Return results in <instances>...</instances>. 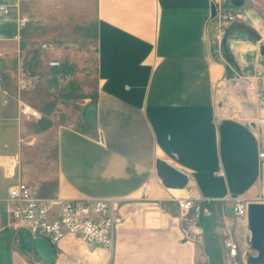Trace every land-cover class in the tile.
Masks as SVG:
<instances>
[{
  "label": "crops",
  "instance_id": "obj_1",
  "mask_svg": "<svg viewBox=\"0 0 264 264\" xmlns=\"http://www.w3.org/2000/svg\"><path fill=\"white\" fill-rule=\"evenodd\" d=\"M223 1L0 0V264L37 254L11 219L19 181L46 198L117 201L112 248L62 240L83 264H226L229 239L235 261L257 254L233 202L264 201V138L222 51L242 66L250 42L232 21L220 34ZM159 160L188 184L167 185ZM188 196L209 211L181 214Z\"/></svg>",
  "mask_w": 264,
  "mask_h": 264
},
{
  "label": "built area",
  "instance_id": "obj_2",
  "mask_svg": "<svg viewBox=\"0 0 264 264\" xmlns=\"http://www.w3.org/2000/svg\"><path fill=\"white\" fill-rule=\"evenodd\" d=\"M0 10L7 11L4 5ZM220 34L226 32L225 25L236 20L237 13L230 10H220ZM47 46L46 43L43 44ZM57 64V60L50 61ZM21 110L24 114L40 116L37 109L30 104L23 103ZM264 157V147L260 151ZM9 198L12 221L25 226L34 237H45L52 245L59 244L66 235H75L89 247L103 246L112 248L115 241V228L124 218L119 212L117 201L108 198H77L60 199L46 198L35 193L24 181H19L9 187ZM181 214L193 212L198 216L201 212H208L200 201L188 196L177 199ZM249 201L237 198L233 202V210L238 217H247ZM228 253L235 260L239 244L234 239L227 241Z\"/></svg>",
  "mask_w": 264,
  "mask_h": 264
},
{
  "label": "rangeland",
  "instance_id": "obj_3",
  "mask_svg": "<svg viewBox=\"0 0 264 264\" xmlns=\"http://www.w3.org/2000/svg\"><path fill=\"white\" fill-rule=\"evenodd\" d=\"M221 4L223 10H230L238 14L237 19L231 22L236 24L238 27L236 37L247 38L250 41L249 48L242 60L244 63L242 66L235 61V55L232 53L228 44L225 43L222 51L224 56L232 63L231 72L233 76L243 78L248 81L250 97H248L247 100H241V102L243 101L242 103L256 105L258 108L255 115L264 138V56L261 55L259 51L260 45L264 44V0H244V3L239 7H235L230 0H224ZM223 35L226 37L227 33H224ZM251 41L254 43L252 53ZM251 69H253L252 71L256 75L253 79H251ZM251 80L254 81V86H251ZM251 90L254 94L255 92L256 94L257 92H260V95L257 94V96H254L251 100ZM236 101H238V99H236ZM252 101L253 103H251ZM261 199L264 200V194ZM77 238L81 241L79 237ZM62 240L59 244L53 245L55 249V260L53 263L41 258L38 254L32 253V256L28 255L31 260V264H57L61 261H70V259L75 260L76 264H83V256H71L69 251H65V247L69 246L70 243L62 246ZM207 253L211 258H214L215 251H207ZM226 264H248V261L244 263L243 261L240 262L231 259L230 261H227Z\"/></svg>",
  "mask_w": 264,
  "mask_h": 264
},
{
  "label": "water",
  "instance_id": "obj_4",
  "mask_svg": "<svg viewBox=\"0 0 264 264\" xmlns=\"http://www.w3.org/2000/svg\"><path fill=\"white\" fill-rule=\"evenodd\" d=\"M237 7L244 3V0H230ZM212 15L217 14L216 4L213 2L211 6ZM261 55L264 56V44L259 47ZM264 73V64H263ZM157 172L161 179L169 186L184 188L189 181V176L184 171L178 169L165 160H159ZM248 225L250 229V244L257 251L256 255L248 257L250 264H264V201H250L248 204L247 214ZM25 241L29 247L43 259L50 263L55 260V249L52 243L45 237H34L30 231H27Z\"/></svg>",
  "mask_w": 264,
  "mask_h": 264
},
{
  "label": "trees",
  "instance_id": "obj_5",
  "mask_svg": "<svg viewBox=\"0 0 264 264\" xmlns=\"http://www.w3.org/2000/svg\"><path fill=\"white\" fill-rule=\"evenodd\" d=\"M224 45H225V42H224Z\"/></svg>",
  "mask_w": 264,
  "mask_h": 264
}]
</instances>
